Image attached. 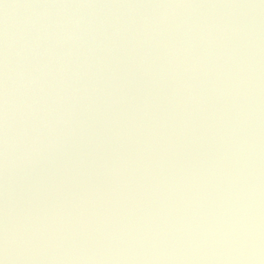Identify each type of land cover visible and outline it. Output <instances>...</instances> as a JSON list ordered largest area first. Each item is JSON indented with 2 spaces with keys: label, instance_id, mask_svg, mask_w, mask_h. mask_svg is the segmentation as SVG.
Returning <instances> with one entry per match:
<instances>
[{
  "label": "water",
  "instance_id": "water-1",
  "mask_svg": "<svg viewBox=\"0 0 264 264\" xmlns=\"http://www.w3.org/2000/svg\"><path fill=\"white\" fill-rule=\"evenodd\" d=\"M0 260L264 264V0H0Z\"/></svg>",
  "mask_w": 264,
  "mask_h": 264
},
{
  "label": "clouds",
  "instance_id": "clouds-1",
  "mask_svg": "<svg viewBox=\"0 0 264 264\" xmlns=\"http://www.w3.org/2000/svg\"><path fill=\"white\" fill-rule=\"evenodd\" d=\"M0 261H2V264H6V262L4 260H0Z\"/></svg>",
  "mask_w": 264,
  "mask_h": 264
},
{
  "label": "snow or ice",
  "instance_id": "snow-or-ice-1",
  "mask_svg": "<svg viewBox=\"0 0 264 264\" xmlns=\"http://www.w3.org/2000/svg\"><path fill=\"white\" fill-rule=\"evenodd\" d=\"M0 264H2V261H0Z\"/></svg>",
  "mask_w": 264,
  "mask_h": 264
}]
</instances>
